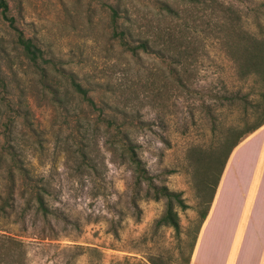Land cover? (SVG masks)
Listing matches in <instances>:
<instances>
[{
    "label": "rangeland",
    "instance_id": "rangeland-1",
    "mask_svg": "<svg viewBox=\"0 0 264 264\" xmlns=\"http://www.w3.org/2000/svg\"><path fill=\"white\" fill-rule=\"evenodd\" d=\"M163 1L175 8V0H6L12 22L0 15V158L11 167L21 159L49 214L36 200L29 206L32 195L17 174L0 235L21 241L24 254L2 264H185L192 254L218 172L209 162L233 129L255 120L264 90L263 78L244 74L224 40L234 17L238 33L263 40L264 0H217L223 11L200 14L196 46L180 64L175 52L153 47L133 55L114 38L110 6L128 10L141 25L136 32L154 38L165 25ZM20 34L45 62L25 56ZM72 78L95 107L74 91ZM126 133L153 182L188 205L176 206L179 233L159 223L166 200L146 197L147 184L137 190ZM251 158L240 172H251ZM7 164L0 166V203L12 183Z\"/></svg>",
    "mask_w": 264,
    "mask_h": 264
},
{
    "label": "trees",
    "instance_id": "trees-1",
    "mask_svg": "<svg viewBox=\"0 0 264 264\" xmlns=\"http://www.w3.org/2000/svg\"><path fill=\"white\" fill-rule=\"evenodd\" d=\"M217 0H175V8L170 2L163 1L160 6L164 16V24H159L154 33V38L151 36H143V33L139 34L136 29H141L139 20H135L129 14L128 10H123L121 5L110 6L112 12V26L114 29V38L120 40L121 46L133 55H138L140 51L149 53L153 50V47L159 48L163 54L175 52V63L180 64L186 58L188 52L196 46L197 41L193 39V31L197 30L198 25L194 23L198 22V19H203L200 14L203 15L208 10L213 12H222L219 3L217 4L219 9L215 7ZM8 3L6 0H0V15L6 20L12 22V19L8 17ZM220 12V13H221ZM175 16V25L170 20ZM232 30H228V35L224 40L225 48L231 55L233 60L240 66L241 71L244 74L255 73L263 78L264 83V39L257 40L251 38L249 35L240 34L237 30V17L230 19ZM145 34V33H144ZM133 41V42H132ZM19 46L22 48L25 56L36 66H39L40 62H45L44 53L42 49L36 45L31 39H26L22 34L18 36L17 40ZM136 43V44H133ZM244 45L245 51H239V46ZM258 49L255 51V48ZM174 57V56H170ZM241 60V61H240ZM74 91L82 97L90 106L95 107V103L92 98L89 97L88 90L72 78L71 82ZM262 103L257 107L259 108L255 120L246 126L244 129H233L232 138L228 140L227 144L223 146L219 153L215 154V158L209 162V169L218 171L216 173L214 183L211 187L210 199L206 202L204 210L200 213V230L203 222L206 220L209 209L213 203L217 188L219 186L222 174L225 170L226 164L238 145L249 135L256 132L264 125V90L261 94ZM124 152L128 162L131 164L135 174V186L140 191L144 184L148 185L146 197L159 201L161 199L166 200V211L159 223L161 225H167L173 227L177 233L180 232V223L176 206L181 207L183 210L188 208V205L184 202L181 194L169 190L167 186L156 185L152 178L149 176L147 169L143 165L139 158L136 149L137 145L131 140L128 133L124 134ZM198 158L195 155L196 160ZM14 166L8 165L7 160L0 158V166L7 164L8 173L11 176V185L8 186V196L1 199L0 214L7 216L9 209L13 210L14 194L16 190V175L18 174L23 179L25 189H27L32 195L29 206L33 200H36L38 208L43 212L46 217L49 214L48 207L46 206L44 195L41 192L36 191V185L33 184L34 180L29 173V170L25 168V165L21 163V159L18 162L15 158L11 160ZM0 167V170H2ZM214 168V169H213ZM17 171V172H16ZM207 173V180L210 178ZM207 180L204 183V189L208 187ZM45 190V188H42ZM0 264L6 260V256H19V260L23 257V243L11 235H0ZM12 257V258H13ZM191 255L185 259V264H189Z\"/></svg>",
    "mask_w": 264,
    "mask_h": 264
},
{
    "label": "crops",
    "instance_id": "crops-1",
    "mask_svg": "<svg viewBox=\"0 0 264 264\" xmlns=\"http://www.w3.org/2000/svg\"><path fill=\"white\" fill-rule=\"evenodd\" d=\"M194 246L189 264H264V125L233 152Z\"/></svg>",
    "mask_w": 264,
    "mask_h": 264
}]
</instances>
